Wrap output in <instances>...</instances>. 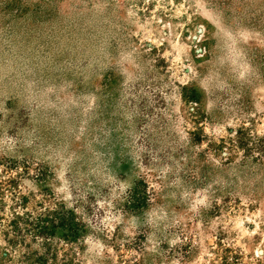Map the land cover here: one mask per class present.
I'll return each instance as SVG.
<instances>
[{"label":"rangeland","instance_id":"1","mask_svg":"<svg viewBox=\"0 0 264 264\" xmlns=\"http://www.w3.org/2000/svg\"><path fill=\"white\" fill-rule=\"evenodd\" d=\"M0 264H264V0H0Z\"/></svg>","mask_w":264,"mask_h":264}]
</instances>
